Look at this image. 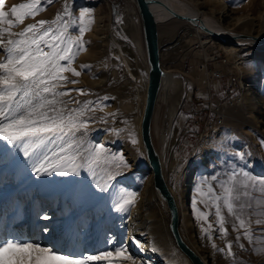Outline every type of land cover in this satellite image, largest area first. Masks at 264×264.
<instances>
[{"label": "rangeland", "instance_id": "1", "mask_svg": "<svg viewBox=\"0 0 264 264\" xmlns=\"http://www.w3.org/2000/svg\"><path fill=\"white\" fill-rule=\"evenodd\" d=\"M181 1L200 17L221 21L235 35H244L250 41L252 39L248 37L264 38V0ZM26 2L5 0L3 10L14 19L11 7ZM65 2L55 0L51 5H43V12L35 18H26L23 25L14 27L12 31L18 33L27 24L41 19L54 20L58 13L63 12ZM68 3L76 17L81 9H91L92 23L83 36L86 50L81 51L73 62V67L81 75L75 77L70 72L64 73L78 83L67 84L66 88L86 91V95L73 91V100L81 104L94 102L90 107L95 111H89L83 117L88 120L85 139L91 144H103L107 153L94 173L85 167L79 176H37L21 150L0 141V240L20 237L52 247L61 254L83 258L111 250L112 246L107 243L110 237H115L117 242L127 247L131 208L138 203L139 195L149 181L154 188L138 128L141 133L149 73L142 23L133 0H68ZM3 26L6 25H0ZM159 30L162 67L166 74L179 76L180 82L160 94L153 118V138L162 154L164 173L177 204L182 205V200H185L188 207L187 219L180 213L181 234L209 264H264V251H261L264 249V237L256 231L264 226L254 223L255 219H264V196L254 205L258 212L251 218L254 231L251 243L243 237L236 242L237 233L231 223L225 225L229 231L226 238H217L219 234L215 231L206 235L203 228L207 225L193 209L194 198L200 199L195 188L202 176L220 175L233 168H244L247 164L245 170L250 172L257 189L264 188L263 50L257 43L239 45L224 42L217 35L215 38L177 18L160 22ZM210 37L215 44L208 45L205 53L201 48L197 49L195 43L199 38ZM214 49L221 50L231 64L222 65V78L205 87L202 81L209 70L214 69V61L206 60L204 54ZM236 60L237 63L240 60L239 66H236ZM82 65L89 67L82 68ZM199 66H204V69ZM246 87L249 91L244 95ZM201 92L204 100L216 102L224 110V122L216 127L217 132L216 128L205 126L206 113L192 110L195 95ZM254 94L261 98L258 110L253 109L249 99ZM79 106L76 103L69 105L71 108ZM238 153L245 154L243 160L237 157ZM121 155L129 166L117 169L112 157ZM109 175L113 176L110 181ZM106 182L109 190L101 192L97 185L103 186ZM45 183L55 189L62 188L63 196L44 193L42 186ZM124 191L137 193L136 202L127 213L114 209V202ZM154 192L157 200L162 202L155 188ZM197 206L202 211H214L203 204ZM51 210L56 211V220L60 224L74 217L66 230H56L54 222L39 223V219ZM27 215L31 220H26ZM209 221L214 224L215 217L210 215ZM167 223L174 249L182 263L187 264L171 236L169 214ZM45 227L53 233L54 239L44 231ZM229 241L232 242L233 255H228L226 250ZM213 244L225 251H217ZM240 244L244 247L241 248ZM127 251L135 258V264H140L138 254L128 247ZM88 264L107 262L89 261ZM122 264L132 262L123 261Z\"/></svg>", "mask_w": 264, "mask_h": 264}, {"label": "snow or ice", "instance_id": "2", "mask_svg": "<svg viewBox=\"0 0 264 264\" xmlns=\"http://www.w3.org/2000/svg\"><path fill=\"white\" fill-rule=\"evenodd\" d=\"M54 2L27 0L13 5L10 13L14 19H11L9 12L3 10L5 0H0V25H6L0 27V53H3L0 57V141L21 150L37 176H79L85 167L94 173L107 153L103 144H91L85 139L88 120L83 117L89 111H95L90 107L94 102L81 104L73 100V91L78 95L87 93L84 89L66 88L67 84L78 81L64 75L66 72L75 77L81 75L73 67V62L81 51L86 50L83 36L90 30L92 10L81 9L76 17L72 5L66 0L63 12L54 20L41 19L27 24L18 33L12 31L23 25L26 18H35L43 12V5ZM74 32L78 34L74 35ZM64 61L67 63H62ZM73 103L80 106L69 107ZM132 143L135 144L136 140L133 139ZM244 155L238 153L237 157L243 160ZM112 160L117 169L129 166L122 155L114 156ZM247 167L245 164L244 168H233L220 175L202 176L196 185L195 191L200 199L194 198L193 209L206 223L203 228L206 235L215 231L219 234L217 238H226L229 231L225 225L231 223L237 233L236 242L242 237L250 243L253 241L251 218L257 215L258 209L254 205L264 196V188L257 189L250 172L245 170ZM112 179L113 176L109 175L108 180ZM97 187L101 192L109 190L107 182ZM136 199L137 193L122 192L114 202L115 211L129 212ZM198 204L214 211H202ZM210 215L215 217V227L209 221ZM254 223L264 226V219H255ZM44 231H48L47 227ZM256 231L264 237V227H258ZM131 239L142 251L139 241ZM107 243L112 246L111 250L79 258L41 246L39 242L20 237L6 238L0 240V264H88L89 261H106L107 264L131 261L135 264V258L128 253L124 243L117 242L115 237H110ZM212 246L217 251H225L215 244ZM240 247L244 245L240 244ZM226 250L228 255H233L231 241L226 244Z\"/></svg>", "mask_w": 264, "mask_h": 264}, {"label": "bare ground", "instance_id": "3", "mask_svg": "<svg viewBox=\"0 0 264 264\" xmlns=\"http://www.w3.org/2000/svg\"><path fill=\"white\" fill-rule=\"evenodd\" d=\"M133 1L136 4L135 0H133ZM149 3L151 5V7L153 8L155 16L159 22H167L173 18L180 19L179 17H177V15L187 17L186 19H184V21H186L192 25H195L196 27H198L203 32L210 34L215 38H217V36H218V38L224 42L237 43L239 45H242V44L243 45H248V44L253 45V44L257 43L260 46V48H262V50H263V51H261L263 53V54H261V56H262V58H264V41L262 40L264 38L260 39V37H257V36L248 37V39L249 38L252 39L250 41V40H247V37L244 35H240V34L235 35V34H233L234 32L232 30L225 28L221 21H217V20L210 18V17L209 18L208 17H200V15L195 10L190 9L181 0H149ZM223 10L226 12L225 7H223ZM180 20H183V19H180ZM244 38H246V39H244ZM256 39H260V40H256ZM196 43H198V42H196ZM207 43H209L210 45L215 44V42L213 41V39L211 37L208 40L207 39L203 40L202 45H200V46H201V51H203L204 53H205L206 47H207V46H205V48H204V44H207ZM232 49H235V48H232ZM238 50L242 51V49H238ZM204 55L206 57L210 56V54H208V53H206ZM146 57H147V55H146ZM239 61L237 63V60H236V66L237 65L239 66V64H241ZM199 67L204 69V66H199ZM209 74L207 75V77L209 76ZM207 77L205 79H207ZM177 82H180L179 76L173 75L170 73L166 74V72H165V77H164L163 82H162V86H161V89H160V92H159V95H158V98L156 101V105L158 103V100L160 98V94H161L162 90L167 92L169 90V87H172L173 84H175ZM202 84H203V81H202ZM248 91H249V88H247V87L244 88V95L247 94ZM249 99L252 102L251 106L253 107V109L258 110L261 106L260 95L254 94V97L253 98L251 97ZM156 105L154 108V113H155ZM144 108L145 107L143 106V110H144ZM154 113H153V118H154ZM224 117H225V113H224ZM138 128H139L140 139L142 140L141 133H140V127H138ZM215 132H217V131H215ZM151 133H152L153 146L158 151V153L160 154L161 160H162V154H161L160 150L158 149V147L154 141V138H153V119H152ZM142 147L144 150L143 143H142ZM147 162H148V160H147ZM148 166H149V163H148ZM163 168H164V166H163ZM164 175H165V173H164ZM152 178H153V173H152ZM165 179L167 182L166 175H165ZM153 183H154L155 191L157 192V194L159 195V197L161 198L163 203L161 201L157 200V195L155 194L154 188L152 187V182L149 181L147 183L146 188H144V190L141 191V193L139 195L138 203L131 208V217L127 223L128 228H129L128 229L129 232H128L127 247L130 251H133L134 253L138 254L139 259H140L139 260L140 264H183L182 259L176 253V251L174 249L173 242L170 240L171 238L168 234V223H167L168 214L170 216L168 205H167L166 201H164V199L162 198L161 191L156 188L154 178H153ZM167 184H168V182H167ZM42 187H43L42 191L48 195H55L58 193L61 196H63V194H62L63 191L61 190L62 188L61 189H59V188L55 189V187H51L46 183ZM168 187L170 189L169 185H168ZM66 188H67V186H66ZM170 192H171V190H170ZM171 194H172V192H171ZM172 196H173V194H172ZM174 200H175L176 206L178 208L179 219H180V213H183V215L185 216V219H187L188 207L186 206V201L182 200V205H180V204H177L175 197H174ZM45 216H47L48 219H44ZM57 217H58V215H56V211L51 210V211L46 212L44 214V216L39 219L40 220L39 223L40 222H42V223L48 222V221L54 222L56 224L54 227V228H56V230H57V228L66 230L69 227L70 223L74 219V217L72 216V217L68 218V221L66 223L60 224L56 220ZM26 220L27 221L31 220V217L27 215ZM188 223H191V222L188 220ZM179 227H180V224H179ZM169 229H170V226H169ZM48 233H49L48 236H51L54 239L55 236H53V233L49 232V231H48ZM170 233H171V236L173 238L171 229H170ZM131 238H134L136 241H139L140 245L143 248L142 251L140 250V248H138L136 246V244H134L132 242ZM173 240H174V238H173ZM174 243H175V241H174ZM176 247H177V245H176ZM193 248L196 249L195 247H193ZM180 252L185 256L184 261L187 264H192L191 260L182 251H180Z\"/></svg>", "mask_w": 264, "mask_h": 264}, {"label": "water", "instance_id": "4", "mask_svg": "<svg viewBox=\"0 0 264 264\" xmlns=\"http://www.w3.org/2000/svg\"><path fill=\"white\" fill-rule=\"evenodd\" d=\"M135 2L143 28L149 73L146 103L141 121L142 143L149 163L147 169L153 173L156 188L161 191L162 198L168 205L169 226L175 244L191 260L192 264H209L191 249L180 232L178 208L165 179L161 156L153 146L151 133L153 113L165 77V70L161 63L160 22L157 20L149 0H135ZM177 17L183 20L187 18L181 15H177Z\"/></svg>", "mask_w": 264, "mask_h": 264}, {"label": "built area", "instance_id": "5", "mask_svg": "<svg viewBox=\"0 0 264 264\" xmlns=\"http://www.w3.org/2000/svg\"><path fill=\"white\" fill-rule=\"evenodd\" d=\"M206 40V39H198V43H195V46L198 48H201L200 45H202V41ZM208 40V39H207ZM208 42V41H207ZM210 45L209 43L204 44L205 46ZM208 54H210L209 57L205 56L206 60H212L214 61V69H210L209 72H211L209 74V76L207 77V79L203 80V85L205 87H209L211 86V84L217 82L219 79L222 78V74H223V69H222V65H230V59L224 55L222 53L221 50L219 49H214L213 51H208ZM202 92L201 93H197L195 95V101H193L192 104V110L195 111L196 113H206V121H205V126L208 127H213L214 129L217 126H220L223 124L224 122V110L222 108L221 105H219L218 103H213L211 100H204L202 97ZM205 96V95H204ZM204 100V101H203ZM218 128L215 129V131H217Z\"/></svg>", "mask_w": 264, "mask_h": 264}]
</instances>
